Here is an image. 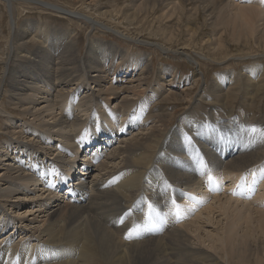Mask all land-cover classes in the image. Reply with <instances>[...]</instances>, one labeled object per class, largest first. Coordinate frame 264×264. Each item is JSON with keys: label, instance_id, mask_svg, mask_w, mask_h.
Returning <instances> with one entry per match:
<instances>
[{"label": "bare ground", "instance_id": "6f19581e", "mask_svg": "<svg viewBox=\"0 0 264 264\" xmlns=\"http://www.w3.org/2000/svg\"><path fill=\"white\" fill-rule=\"evenodd\" d=\"M5 1L14 21L13 4L28 0ZM139 1L122 0L131 12L125 17L134 20L143 8L151 9L153 26L177 15L178 23L193 20L191 39L200 33L202 13L197 7L189 11L187 0ZM211 3L222 6L223 15L209 1L201 8L205 24L211 20L241 36L255 34L264 44V0ZM60 17L85 20L95 30L100 25L77 11ZM65 32L61 37L60 30L40 23L10 39L7 54L0 45V264H253L242 261L253 258L264 264V134L254 141L242 133L225 136L216 128L237 132L240 118L213 119L209 126L180 115L178 108L167 110L179 82L190 86L202 77L189 46L180 51L155 46L191 62L193 73L184 80L165 64L154 69L148 55L93 38L84 66L77 69L81 58L72 32ZM12 33L16 36L17 29ZM162 33L166 44L173 42ZM118 35L137 43L126 33ZM201 40L210 50L220 49L214 35ZM263 58L247 56L249 64L239 72L216 73L208 91L197 97L255 106L264 97ZM151 75L153 85L146 86ZM145 176L153 179V191L139 201L146 190L134 193ZM165 191H173V199L162 201ZM109 194L113 197L106 198ZM149 201L156 230L144 223ZM162 206L172 210L161 215ZM133 207L123 227L111 226ZM168 220L173 225L166 229ZM132 225L137 231L124 240V229ZM164 241L174 247L173 258L166 256Z\"/></svg>", "mask_w": 264, "mask_h": 264}, {"label": "rangeland", "instance_id": "374dc122", "mask_svg": "<svg viewBox=\"0 0 264 264\" xmlns=\"http://www.w3.org/2000/svg\"><path fill=\"white\" fill-rule=\"evenodd\" d=\"M141 1L143 0H140L138 4ZM183 1L184 0H182V2ZM209 1L211 5H215L217 9L216 13L218 12L220 14L219 16L223 15L220 11V9H222V6L216 3L212 4V0H198V2H191L187 0V2L185 3L189 11L191 8L197 7V9L202 13V15H200L199 21V25H201L200 33L193 36V39H191L188 28L194 27L192 19H187L186 17H184L183 20L178 23L175 20L177 18V15H173L170 19L162 21L161 23L159 21H154L153 26V11H151V9L146 10L145 8H143L139 16L132 20L128 17H125V14L129 12L128 4L123 3L122 0H119V2H115L113 0L19 1L13 4L12 12L14 21H12L10 18L11 10L9 8V4L5 0H0V45L2 49L5 50L4 53L7 54V46L10 39H19L26 34L29 26H36L42 23L44 26H47L52 30H60L62 32L61 37H64V34H66L65 31L72 32L74 44H76L77 47V52L75 54H77L78 57L80 56L79 58H81L82 61L81 62L78 60L76 61L78 63L75 62V65L78 64L76 66L77 69H81L82 65L84 66V60H86V53L88 52L89 48V39L93 38L99 39L104 42L114 43L120 49L133 54L135 53L136 55H148L155 64V67L153 66L154 69L157 68V65L165 64L167 68L176 70L178 73L177 77L181 78L182 80L192 75L194 67L191 65V62L187 58L180 57L178 55L174 56L172 52L169 53L168 56H166V54H163V52L157 49L155 46L158 43H164L168 48H172L173 51H177L178 49L180 51L182 47L189 46L186 51L187 53L198 57L199 68L197 69L201 72L202 77L196 84L190 86H185L183 83L179 82V85L181 86L174 89V94L170 99V103H166L165 105L167 110L172 111L173 108H178L180 109V115L189 114L193 119L205 122V124L209 126L211 125V121L213 119L219 121L222 119L238 120V118H240L238 122H242L239 123L240 125H238L237 127V132L225 133L219 128L216 129L225 136L234 135L236 137L237 135L242 133L246 135L247 139L249 138V140L251 139V141H254L255 139H259L261 137V132H252L251 129L253 128V126L259 129V125H264V97L258 99L257 104L253 107H250L247 103H244L240 99H222L218 97L216 99L218 103L216 104L210 102V100H212V96L208 99H199L197 97L202 95L203 91H208L209 86L216 73L228 70L239 72L240 69H243L244 67H246V65L249 64V61L245 60L247 56L264 57V44L255 40V34H243L241 36L236 31L231 30L229 27L224 29L223 25H217L216 23L215 25H213L212 21H207L206 17L205 20L208 22V24L204 23L205 15L201 8L207 5ZM44 3L48 5H43ZM50 5L55 7V9L47 7ZM146 6L152 8L153 4H147ZM134 10L137 11V9ZM72 11H77L97 21L100 24L98 27H96L97 30L90 26L85 20L74 21L69 18L67 20L60 17V14ZM105 11H110L113 14V17L103 18V16H99V13H104ZM130 13L131 12H129V14ZM161 14L162 13L158 15ZM130 21H132L133 23H130ZM15 28L17 29L16 36H14L12 33V30ZM162 30L167 31V33L173 36V42H171L170 44H166L164 42L165 35L162 33ZM123 32L128 34L131 38L135 39L137 43L131 44L127 39L119 37L118 34H125ZM227 34L229 35V37H227ZM206 35H214L216 38H218L220 49L210 50L209 46L204 44V42L201 40L202 36ZM245 40L248 41V45L246 44ZM252 43L255 49L253 48ZM254 43L259 44V47ZM134 45H136V47L138 46L139 49L136 47L133 48ZM157 50L159 52H157ZM230 59H233V61H230L228 64H224L225 61ZM2 63L3 59L0 58V73L4 71V66ZM260 64L264 65V58L260 61ZM150 77H148L146 80V86L153 85V75H151ZM126 90H128V88ZM196 100H199V102L196 103L192 109H190L187 104L193 105ZM4 101L7 102V97L4 98ZM220 105L223 106L222 109L219 108ZM178 118L179 115L175 119V121L173 120V129L178 124ZM0 124H2V122ZM150 178L145 176L139 184V189L134 193V195H137L139 193H142L143 190H146V192L143 191V193L140 194L138 198H136L139 199V201H141L145 197L150 199L149 196H151L152 194L150 191H153V179L149 180ZM142 185L145 187H143ZM170 185L172 184L167 185V188H171L172 186ZM112 197V194L106 196V198ZM173 197V191H165V193L160 196V199H162V201H165L169 199L171 200L173 199ZM119 205H121V209L125 208V203L122 200H119L118 206ZM150 207L151 205L149 201V209ZM149 209L146 221L144 223L153 228V230H156V224L152 220L153 209ZM133 210H136V208L133 207L131 210L130 208L127 209L126 212H120L121 215L116 217L118 220L114 218L115 220L113 219V221L111 222V226L113 228H119V226L122 225L124 226L127 223V219L130 216V213L133 212ZM166 210H172L171 206H162L161 211L159 212L161 215H164L167 212ZM102 211L104 212L105 210ZM139 214L140 213H138V215ZM134 215H137V213H134ZM121 220H123V223L120 222ZM114 223H117L115 224V226L117 225L116 227L114 226ZM170 224L173 225V222L170 223V220H168L165 226L166 229L171 226ZM136 231L137 229L133 225L127 230L124 229V235H122V238L125 240L126 238H129V235L130 237H133L134 235L132 234ZM170 231H172V228L170 229ZM170 245L171 243L169 241L168 243L164 241L163 248L167 254L166 256L168 257L169 255V257L171 258L174 247ZM242 261H250L253 264H259V261L255 258Z\"/></svg>", "mask_w": 264, "mask_h": 264}, {"label": "snow or ice", "instance_id": "6c2138e0", "mask_svg": "<svg viewBox=\"0 0 264 264\" xmlns=\"http://www.w3.org/2000/svg\"><path fill=\"white\" fill-rule=\"evenodd\" d=\"M251 131H252V132H257V131H259V132H261L262 134H264V129H257V128L253 127V128L251 129ZM209 178L212 179L211 177H209ZM173 204H174V206H175L176 209H177V215H179V205H176V204H175V201H173ZM120 222L123 223V220H121ZM129 238H131L130 235H129Z\"/></svg>", "mask_w": 264, "mask_h": 264}]
</instances>
